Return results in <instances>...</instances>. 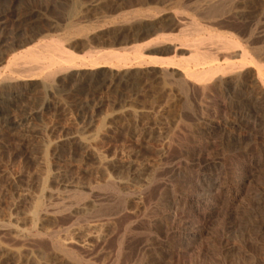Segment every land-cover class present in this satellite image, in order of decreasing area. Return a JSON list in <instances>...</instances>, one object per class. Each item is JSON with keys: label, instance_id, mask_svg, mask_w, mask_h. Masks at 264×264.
I'll return each instance as SVG.
<instances>
[{"label": "rangeland", "instance_id": "rangeland-1", "mask_svg": "<svg viewBox=\"0 0 264 264\" xmlns=\"http://www.w3.org/2000/svg\"><path fill=\"white\" fill-rule=\"evenodd\" d=\"M175 2L0 0V53L35 31L58 36L72 21L89 26V38L68 46L80 56L124 53L158 34L194 35L193 9ZM198 5L226 14L202 25L241 40L252 33L251 47L264 56V0ZM139 12L155 16L149 34L140 17L123 21ZM178 44L145 46L142 61L194 69ZM131 52L123 69L0 83V264H264V84L256 67L197 83L181 69L136 65ZM226 61L240 56L223 53L218 63Z\"/></svg>", "mask_w": 264, "mask_h": 264}, {"label": "bare ground", "instance_id": "bare-ground-1", "mask_svg": "<svg viewBox=\"0 0 264 264\" xmlns=\"http://www.w3.org/2000/svg\"><path fill=\"white\" fill-rule=\"evenodd\" d=\"M188 1H191V0H188ZM198 2H199V0H195L194 3L186 2V0L185 1L184 0H176V2H175V4L178 6V9L184 8L183 10L187 11V12H190V11H188V10H190V7L193 9V11L191 9L192 12H190L192 17H193L190 24L192 25L191 27H193L191 30H193V32H195L194 35L192 34L191 36L187 37L188 33H185L184 30H183V32L186 34V36L183 35V36L178 37V38L177 37L176 38L169 37L168 36L169 34L168 35H161V34L159 35L158 34L159 36L156 34L157 36L155 38L146 42L147 44L144 45V47L146 46V48L147 47L149 48L148 45L153 43V44H155V46L161 47L165 44L168 45L169 43L173 42L174 40L178 41L179 44L176 47L177 49L175 48V50H181V51L187 50V51H189L190 52L189 54H191V56L188 60L191 61V63H193L192 65H193L194 69H190L189 66L187 65L188 63L183 65L182 63L181 64L175 63L172 60L158 59L155 57H150L149 58L150 60L148 59L149 62L147 61L148 63L144 62V61H142V59H143L142 58V55H143L142 52L146 49L144 47L140 46L141 44H139V46L138 45L134 46V47L132 46L133 48L131 47L128 49L130 52L132 51L131 52L132 53L131 58H133L136 65L141 66L143 64H147V65L149 64L150 66L151 65L152 66H163V67L166 66L167 68L170 67V68L176 69V71L181 69L184 73L183 76L185 78H189L192 81L197 82V83H203L206 81H210V80H212L218 76L223 77L227 74H232L238 69H241V70L246 69L247 70V69H251L252 67H256L258 78H260V80L264 84V78H263L264 77V74H263L264 65H258L255 63V61L248 58V55L250 54L249 50L251 49L254 52V54L256 55V57L258 58V60L264 62V56H262V53L259 50V48L257 49V48L251 47V45H252V43H251L252 33L247 32V33L241 34L242 40H244V43L246 44L244 46L241 43L242 40L239 37L237 38V36H236V38H235V36H233L232 34L227 35L228 33L227 34H224V33L219 34L216 32V30H213V28H210L204 24L202 25L201 24L202 22L207 23L208 25L216 24L218 21H220L223 18V15L225 13L224 12L221 13L222 11H219V9H209V10L200 9L198 7L199 6ZM189 3H192V4H189ZM177 6H176V8H177ZM21 11H23V10H21ZM27 13H28V11H27ZM22 14H23V12H22ZM176 14H175V16H176ZM30 15H31V13H30ZM177 15L183 16L180 14H177ZM0 16H1V14H0ZM7 16L8 15H6L5 18H9V16H11V15H9L8 17ZM16 17H18V16H16ZM16 17L14 19H16ZM24 17H25V15H24ZM136 17H140V19H142L144 22L143 26L141 27V30L144 32L143 34H149L151 29H152L151 28L152 26L149 22L155 16H151L150 13L148 15V14H142L139 12V13H136L135 15H133L132 17H130V16L126 17V15H125V17H122V18H123V21L128 22L130 18L134 19ZM5 20H7V19H5ZM185 20H187V19H185ZM182 21H183V19H182ZM6 22H8V20L5 21V23ZM29 22H30V20H29ZM183 23L180 22V24H183ZM185 23H187V22H185ZM92 26H94V25H92ZM92 26L90 28H93ZM88 29H89V26H83L79 22L72 21V22L67 23L64 31L61 32V34L58 36H54V37L49 36L48 37L44 34L41 35V33H39L41 31H38V32L35 31L34 32L35 34L32 33L33 35H31V37H29V38H26V40L21 39L20 42L10 45L8 47L6 53H5L6 56H3L4 54L1 55V53H0V66L4 64V68L6 70V72H3V71H1L2 69H0V83L4 84V85L5 84L8 85V84H14L17 81L20 82L21 80L25 81V82H33V81L39 80V78L40 79L42 78V80L49 82V80L51 81V78H53L54 76L61 74L63 72L69 73V72H73V71H77V70H80V71L81 70H98V69L108 68V67L112 68V69H121L127 63H129V61H131L129 59L128 54H126V52L128 53L129 51H124V49H123L124 53L121 51H118L119 49H117V50L116 49L115 50L109 49L110 51L107 50V51L103 52L102 50H100V51L93 52L94 55H91L93 53L90 54L88 52L90 54L88 56H86V55L80 56L78 54H74L73 51H70L68 49V46H72L71 45L72 41L73 40L75 41V38L77 36H80L82 38L88 37L86 35V31H88ZM186 29L187 28H185V30ZM56 30H57V28H56ZM59 30H60V28H59ZM61 30H63V28ZM134 37L136 38V35ZM139 37L141 38V36H138V38ZM135 40L137 41V39H135ZM125 42H126V40H125ZM119 45H120V43H119ZM152 46H151V48H152ZM86 51H88V50H86ZM223 53H230L234 56L235 55L238 56V54H239L240 61L236 62V64L226 61L225 65L221 66L218 63V60H219V57ZM224 59H226V58H224ZM183 63H184V61H183ZM130 65H131V63H130ZM0 68H2V67H0ZM77 84L78 83H76V85ZM7 85L5 86L6 88H8ZM47 89H48V87H47ZM80 91H81V85L78 86V88L75 90V93H77L79 95ZM0 93H2V92H0ZM0 95H2V94H0ZM56 248L59 249L58 246ZM55 251H56V249H55ZM60 251H62V250H60Z\"/></svg>", "mask_w": 264, "mask_h": 264}]
</instances>
